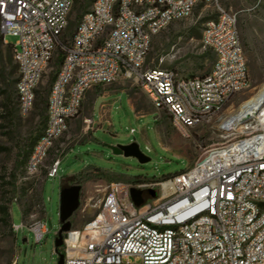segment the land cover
I'll list each match as a JSON object with an SVG mask.
<instances>
[{
	"label": "built area",
	"instance_id": "built-area-1",
	"mask_svg": "<svg viewBox=\"0 0 264 264\" xmlns=\"http://www.w3.org/2000/svg\"><path fill=\"white\" fill-rule=\"evenodd\" d=\"M200 4H213L216 12L201 39L215 55L211 71L182 78L147 66L152 38ZM73 6L74 0H0L4 43L6 35L18 38L11 47L19 116L31 114L38 86L56 50H63L46 125L23 167L28 176L40 174L94 87L137 82L154 108L188 135L250 85L237 16L219 0H93L64 43ZM60 165L61 159L53 160L45 179L56 178ZM132 188L143 191V207L135 206ZM29 228L37 242L48 232L44 220ZM12 229L17 233L20 226ZM60 252L64 264H264V126L246 125L235 141L212 148L166 181L111 182L99 213L66 233Z\"/></svg>",
	"mask_w": 264,
	"mask_h": 264
},
{
	"label": "rangeland",
	"instance_id": "rangeland-1",
	"mask_svg": "<svg viewBox=\"0 0 264 264\" xmlns=\"http://www.w3.org/2000/svg\"><path fill=\"white\" fill-rule=\"evenodd\" d=\"M92 3L93 0H74L62 42L69 40L80 17ZM219 4L237 16L250 74L247 89L237 93L221 113L206 119L185 135L166 113L154 108L137 82L121 79L112 85L97 87L95 90L99 94L91 106L94 125L82 117L81 110L56 141L42 171L36 176H28L23 167L31 145L45 127L43 116L46 117L51 80L58 72L63 50L61 47L56 50L38 86L31 114L23 118L15 111L12 116L4 117L3 104L10 100L11 107L15 108L17 103L18 73L13 48L0 40V148H3L0 153V206L6 205L13 223L20 226L19 231L13 233L0 221V264L58 263L55 239L60 228L62 188L82 185L80 206L72 219L73 230L82 229L99 213L106 188L114 180L92 178L74 182L69 179L72 176L100 169L119 182H133L137 178L159 182L187 171L212 148L242 136L237 130L227 131L221 127L223 121L264 83V0H219ZM215 14L213 4H200L192 16L171 23L155 35L147 66L174 70L182 78L208 74L215 55L202 46L201 39L206 22ZM5 40L14 45L18 38L6 35ZM102 104H105L106 114L100 119ZM250 125L256 126V119L250 120L247 126ZM134 141L150 158L149 162L140 163L136 158L118 152L119 145ZM57 158L61 159L58 176L45 179L47 167ZM41 220L46 222L48 232L37 242L29 227Z\"/></svg>",
	"mask_w": 264,
	"mask_h": 264
},
{
	"label": "water",
	"instance_id": "water-1",
	"mask_svg": "<svg viewBox=\"0 0 264 264\" xmlns=\"http://www.w3.org/2000/svg\"><path fill=\"white\" fill-rule=\"evenodd\" d=\"M118 152H121L126 157H134L140 163H147L150 158L146 156L139 147V144L134 141L128 145H119ZM82 191V185L75 184L70 187L62 188L60 192V228L55 239V253L58 255V263L64 264L65 257L60 252V248L64 244V236L70 232L73 228L72 219L76 211L80 206V194ZM148 193L154 198L156 191L149 189ZM131 198L136 207L141 208L145 203L143 191L136 188L131 189Z\"/></svg>",
	"mask_w": 264,
	"mask_h": 264
},
{
	"label": "bare ground",
	"instance_id": "bare-ground-1",
	"mask_svg": "<svg viewBox=\"0 0 264 264\" xmlns=\"http://www.w3.org/2000/svg\"><path fill=\"white\" fill-rule=\"evenodd\" d=\"M252 119H256V126L253 128L264 126V83L253 96L241 104L236 112L223 121L221 128L227 131L237 130L242 133ZM167 184L164 186H168Z\"/></svg>",
	"mask_w": 264,
	"mask_h": 264
},
{
	"label": "trees",
	"instance_id": "trees-1",
	"mask_svg": "<svg viewBox=\"0 0 264 264\" xmlns=\"http://www.w3.org/2000/svg\"><path fill=\"white\" fill-rule=\"evenodd\" d=\"M0 40L4 42V37L2 35L0 36ZM64 43H66V42H64ZM8 46H11V44H9ZM62 60H63V56L60 57V63L62 62ZM16 69H17V73H18L17 65H16ZM56 75H57V73H56ZM56 75L51 80V83L52 84H53V82L56 79ZM17 80H18V78H17ZM15 105H16L15 108H12L11 107L10 100H7V103L3 104V108L5 109V114L2 115V116H4V117H6V116H12V114L15 111H17V103ZM47 105H48V102H47ZM47 105H46V108H45L46 109V117L43 116V118H44V125H46V122H47ZM36 141L31 145L30 150L27 153V156H26V159H25V163H26V160H27V158L29 156V153L32 150V148H33L34 144L36 143ZM1 151H3V148H0V153H1ZM92 178L108 179V180L120 181L119 179L114 178L110 173L103 172L100 169H93V171H90V172H82V173H80L78 175L72 176L69 179L72 180V181H74V182L76 180H79V181H82L83 182V181H88V180H90ZM168 179H170V178L164 179L163 181H166ZM163 181H161V182H163ZM124 182L125 183H139V182H146V180L137 178L133 182H127V181H124ZM0 221H1L2 225L5 228H9L10 227L11 228V231L13 232V229H12V224H13L12 215L10 213V209L6 205H1L0 206Z\"/></svg>",
	"mask_w": 264,
	"mask_h": 264
},
{
	"label": "crops",
	"instance_id": "crops-1",
	"mask_svg": "<svg viewBox=\"0 0 264 264\" xmlns=\"http://www.w3.org/2000/svg\"><path fill=\"white\" fill-rule=\"evenodd\" d=\"M97 87H100V86H97ZM97 87H94V88L87 91L85 98H84V101H83V106H82L83 109H82V114H81L84 119L88 120L90 123H93V125H94V122L92 119L93 116L91 113V106H92V103L94 102V100L96 99L97 95L99 94L95 90ZM102 94H105V92ZM131 104H132V102H131ZM132 107H133V104H132ZM102 108H103V113L101 114L100 119H103L105 117V114H106L105 113V110H106L105 104H102ZM133 109H134V107H133ZM146 115H139V117L146 116Z\"/></svg>",
	"mask_w": 264,
	"mask_h": 264
}]
</instances>
